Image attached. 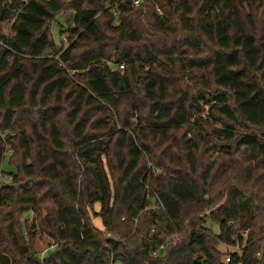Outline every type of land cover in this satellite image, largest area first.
<instances>
[{
    "label": "trees",
    "instance_id": "1",
    "mask_svg": "<svg viewBox=\"0 0 264 264\" xmlns=\"http://www.w3.org/2000/svg\"><path fill=\"white\" fill-rule=\"evenodd\" d=\"M133 2L0 0V264H264V0Z\"/></svg>",
    "mask_w": 264,
    "mask_h": 264
},
{
    "label": "rangeland",
    "instance_id": "2",
    "mask_svg": "<svg viewBox=\"0 0 264 264\" xmlns=\"http://www.w3.org/2000/svg\"><path fill=\"white\" fill-rule=\"evenodd\" d=\"M64 21H65V18L62 15H59V16H57L56 20L52 23L51 28H50L52 40H53L54 44L57 47L60 44L59 35H60L61 26L64 25ZM208 115H209L208 109H207V107H205L204 112L201 113L200 117L203 120L208 121L209 120V116ZM208 124H209L208 126L204 127V131L206 132L205 134H207V135H209L210 130L212 128H218V126H219L217 124H212V121H209ZM10 154H11L10 148L6 147L5 152H4L5 158H4L3 163H2V170L5 171V172L7 170H9L7 162H8V156ZM3 182H5V183L10 182V176L0 174V183H3ZM33 217L34 216H33L32 213H28V214H25L23 216V218H26L28 220V224L33 220ZM94 224H95L96 227L100 228V225H99L98 221L95 220ZM206 226H210V228L212 229L213 233L217 232L216 231L217 229H216L215 225L211 224L208 219H206ZM35 242H36L35 243V249H36L37 252H39L41 254V256L44 255V254L45 255H50L51 253H53V249L54 248L51 245V242L45 236H38L36 238ZM217 249L224 255L223 256V260L224 261L228 260V255L229 254H231L233 252H239L238 248L228 247V246H225V245H222V244L218 245ZM163 253L164 252L162 251L161 255ZM116 264H119V263H116Z\"/></svg>",
    "mask_w": 264,
    "mask_h": 264
},
{
    "label": "built area",
    "instance_id": "3",
    "mask_svg": "<svg viewBox=\"0 0 264 264\" xmlns=\"http://www.w3.org/2000/svg\"><path fill=\"white\" fill-rule=\"evenodd\" d=\"M141 1H142V0H134L133 5H135V6H136V5H139V4L141 3ZM121 68H122V67H121ZM154 172L157 173L158 170H155Z\"/></svg>",
    "mask_w": 264,
    "mask_h": 264
},
{
    "label": "crops",
    "instance_id": "4",
    "mask_svg": "<svg viewBox=\"0 0 264 264\" xmlns=\"http://www.w3.org/2000/svg\"><path fill=\"white\" fill-rule=\"evenodd\" d=\"M96 220V219H95ZM94 220V221H95ZM94 221H93V223H94ZM96 221H98V223H99V225H100V222H99V220H96ZM95 225V224H94ZM98 228V227H97ZM98 229H101V225H100V228H98Z\"/></svg>",
    "mask_w": 264,
    "mask_h": 264
}]
</instances>
